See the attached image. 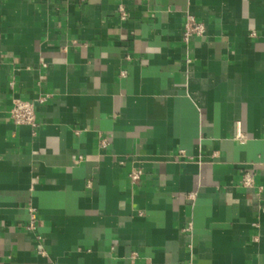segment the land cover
<instances>
[{
  "label": "crops",
  "instance_id": "crops-1",
  "mask_svg": "<svg viewBox=\"0 0 264 264\" xmlns=\"http://www.w3.org/2000/svg\"><path fill=\"white\" fill-rule=\"evenodd\" d=\"M186 263L264 264V0H0V264Z\"/></svg>",
  "mask_w": 264,
  "mask_h": 264
},
{
  "label": "built area",
  "instance_id": "built-area-1",
  "mask_svg": "<svg viewBox=\"0 0 264 264\" xmlns=\"http://www.w3.org/2000/svg\"><path fill=\"white\" fill-rule=\"evenodd\" d=\"M120 15L124 19L126 18L127 14L122 6L119 7ZM204 33V24L202 22L196 21L194 16L188 15L187 19L184 23L182 38L183 41H189L191 37L202 35ZM41 100V99H40ZM43 100V98H42ZM10 116L12 121L15 124H24L28 125L31 128H35L37 121H36V112L35 107L32 101L24 100L20 98H14L12 100V107L10 110ZM99 143L101 146H106L108 144V138L103 135H99ZM236 138L240 141H244L246 135L238 131ZM183 151H179V154H182ZM142 174L141 169H131L128 173V177L131 181H137ZM254 182L253 175L250 173H244L242 175L240 183L243 186L249 187L252 186ZM30 218L25 225L27 230H35V223H36V209L34 207H30ZM36 239H40V236L36 234ZM190 264V263H186Z\"/></svg>",
  "mask_w": 264,
  "mask_h": 264
}]
</instances>
